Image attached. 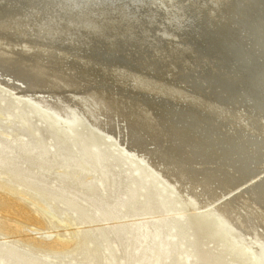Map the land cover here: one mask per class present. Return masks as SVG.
I'll return each mask as SVG.
<instances>
[{
	"label": "bare ground",
	"instance_id": "6f19581e",
	"mask_svg": "<svg viewBox=\"0 0 264 264\" xmlns=\"http://www.w3.org/2000/svg\"><path fill=\"white\" fill-rule=\"evenodd\" d=\"M90 3L76 0V8L72 0H0V102L8 96L11 103L0 105V112L6 114L0 127L34 136L31 118H39L66 151L60 161L62 176L72 171L76 182L108 166L109 151L116 147V161L131 156L142 169L131 176L133 183L140 185L151 171L161 179V191L188 212L183 222L198 242L196 262L208 264L212 246L226 260L222 264H258V257L264 260V0H211L213 9L206 10L211 13L214 43L203 46L204 53L191 46L179 55L177 39L176 56L167 51L162 61L146 59L150 69L142 68L138 55L126 56L125 49L136 51L138 44L131 45L124 37L103 47L106 32L102 40L81 30L83 23L99 22L88 13ZM200 4L191 5V12H206ZM165 48L174 51L173 45ZM121 53L132 64L121 60ZM140 53L143 56L144 51ZM171 66L175 74L162 81L160 74ZM119 78L125 81L122 85ZM133 81H138L135 88L129 86ZM0 132L7 137L0 140V169L22 180L21 174L29 175L31 181L23 180L26 190L33 199L44 201L36 202L42 214L54 215L50 204L54 202L59 213H75L83 224L117 216V187L110 169L101 171L97 180L85 181L80 190L62 177V189L52 193L43 187L56 165L46 158L48 148L37 137L26 141L13 139L8 130ZM39 147L43 149L37 157L34 150ZM74 149L79 155H70ZM17 162L28 166L20 172ZM144 187L143 212L153 213L162 201L154 188ZM81 197L95 216L76 209ZM134 202L127 195L123 199L129 212ZM17 207L27 219H36L31 211ZM117 226L110 230L114 237ZM184 227H175V242L165 248L158 230L137 223L136 264H173L170 248L185 240ZM87 232L90 243L108 250L106 264L129 263L127 256L120 263L113 261L117 250L107 245L106 231ZM55 241L69 243L61 237ZM5 259L37 264L34 257L12 246L3 247L0 261Z\"/></svg>",
	"mask_w": 264,
	"mask_h": 264
},
{
	"label": "rangeland",
	"instance_id": "374dc122",
	"mask_svg": "<svg viewBox=\"0 0 264 264\" xmlns=\"http://www.w3.org/2000/svg\"><path fill=\"white\" fill-rule=\"evenodd\" d=\"M10 97L5 96L4 100L0 102L1 107L10 105ZM2 109V108H1ZM5 113V112H4ZM4 113L0 112V124L4 126ZM37 117L31 118V123L36 129L34 136L30 135L27 131H22L17 128L8 129L6 127H0V131H10L13 133V139H23L30 141L31 139H39L40 145H45L49 153L46 158L54 160L56 165L49 175L45 178L43 187L48 189L52 193L62 189L64 182L62 177H68L69 185H72L74 189L80 190L82 184L88 182L90 179H99L101 171L110 169L111 176L114 180V184L117 187L115 194L117 216L115 218L104 219L102 216L97 217L90 224H83L82 220L75 213H59L56 208V204L50 203L51 207L55 211L54 215H44L39 209V204L44 203L42 200L33 199L32 195L26 190V182L31 181L29 175L21 174L19 179L10 174H6L0 169V255L3 251V247L12 246L16 252L27 253V255L34 257L37 264H85L88 259H91L93 264H106L109 261L107 256L108 250L102 247L90 243L89 232L87 230L101 229L109 234L107 239V245L117 250L116 258L113 261L120 263L125 257L129 258V263L136 264L139 261L135 258V226L137 223H144L149 226L151 230L159 231L160 245L163 247H169L168 242H175L176 233L175 227L177 225L185 224L182 229V242L176 243L175 247H171V256L173 258V264H200L196 262L198 258L196 240L192 236L189 225L184 223L188 217V212L184 211L178 203H175L172 195L168 194L164 190L161 191L163 183L159 180L151 171L148 174L143 175L142 183L140 185L133 183L131 176L137 171H142L138 168V163L133 160L131 156H126L124 161H116L114 159L117 154V148L112 146L109 151L110 159L108 166L102 167L97 172H88L84 175L81 181H74L73 172L68 175L62 176V168L60 167V161L62 159L63 151L60 149V144L57 139L53 137L45 126L38 120ZM4 134L0 132V140H3ZM105 147V146H104ZM43 147H39L34 150L35 156L39 157ZM103 149V148H102ZM72 156L79 155L76 149L71 152ZM17 169L22 172L27 168L26 164L17 162ZM137 185V187H136ZM144 186H151L154 188L160 201H162L161 208L153 213L145 214L143 212V193ZM101 187V186H100ZM131 193H127L128 191ZM133 193V194H132ZM130 197L131 202L135 200L132 212L126 210L127 204L123 203L125 196ZM168 197V198H167ZM86 200L84 197L77 199L76 209L78 211H87L89 214L95 216L94 209L85 206ZM23 206L25 209L32 212L36 217L34 221L26 218L18 207ZM12 210V212L10 211ZM100 211V210H99ZM99 213V212H98ZM182 218V219H181ZM185 219V220H184ZM158 222V223H156ZM117 224L118 236L114 237L110 233L111 227ZM87 225V226H86ZM90 225V226H88ZM56 237H61L64 240L69 241L68 245H61L55 241ZM162 237V238H161ZM188 239L190 244L187 245ZM198 243V242H197ZM209 249V248H208ZM80 250L85 251V255L80 254ZM209 257L207 258L208 264H222L225 263V259L219 258L218 251L212 248L209 249ZM142 251V250H141ZM189 255V260L186 256ZM132 258V259H131ZM217 258V259H216ZM0 264H18L13 262L12 259H5L4 262L0 261ZM238 264V262H234Z\"/></svg>",
	"mask_w": 264,
	"mask_h": 264
},
{
	"label": "water",
	"instance_id": "95a60500",
	"mask_svg": "<svg viewBox=\"0 0 264 264\" xmlns=\"http://www.w3.org/2000/svg\"><path fill=\"white\" fill-rule=\"evenodd\" d=\"M72 1L74 3V7L77 8L76 0ZM95 1L92 0L93 4L90 3L91 6L88 13L92 16V18H96L99 22L92 25H86V23H83L82 26H79L81 30L85 28V34H92L93 37L100 39H102V33L106 32L108 35L104 39L106 44H104L103 41V47L112 46L113 43H118L120 40L125 38L131 45L138 44L136 51L134 50V47L131 50V45H129L128 47L131 51L129 52L126 48V56L130 53L136 58L140 57L142 62L141 66L144 69H150L148 66L149 63H147L146 59L153 61L161 58L162 61L165 59V56H163L162 53H167V51H169L168 53H172L176 56L175 49L178 46L175 45V41L177 39H180L179 41L181 42V48L176 49L179 55L180 52L184 53V49H188L191 46L196 48L198 52L204 53L203 50H205V48L203 46L211 44L212 41L214 43V31H212L213 28L212 26L210 27L211 24L209 23V15H211V13L209 14L206 10L211 8L210 10L212 11L213 7L211 0ZM196 2H201L200 7H202L203 10H206V12L201 11L197 13L194 9L192 13L190 6L194 5ZM85 5L87 6V4ZM76 8H74V16L79 14ZM160 22L161 25H159ZM103 23H105L104 27ZM172 45L174 47V51L169 50V48H165ZM66 46L68 47V43H66ZM218 47L219 51H221V43L218 44ZM161 48H165V50ZM84 49L89 51V49H86L85 47ZM140 51H144L143 56H141ZM209 53L214 54L215 52L212 53L209 51ZM120 58H123L121 60L132 64L131 61L126 60L127 57L123 56V53H121ZM214 66L219 68L217 64H214ZM224 67H227L226 64H224ZM125 68L127 67L124 66V68L122 67L121 70H119V75H123L122 71L126 70ZM175 69L176 68L174 66H171L165 71V73L162 75L160 74L162 81H170V77L175 74ZM128 70L131 71L130 68H128ZM233 72L234 71H231V73ZM151 74L152 73H148L147 76H151ZM195 74L194 76L197 75ZM232 75H234V73ZM119 80V85H122L121 82H125L123 78H119ZM137 82L138 81H133L129 84V86L135 88ZM145 86L146 83H144V86L142 87ZM147 99L149 100V98ZM183 102L187 103L188 100H183ZM263 261L262 257H258V259H256V263L258 264H264Z\"/></svg>",
	"mask_w": 264,
	"mask_h": 264
}]
</instances>
